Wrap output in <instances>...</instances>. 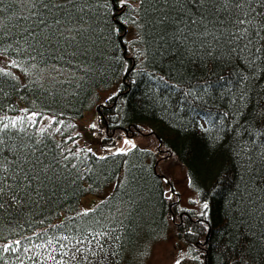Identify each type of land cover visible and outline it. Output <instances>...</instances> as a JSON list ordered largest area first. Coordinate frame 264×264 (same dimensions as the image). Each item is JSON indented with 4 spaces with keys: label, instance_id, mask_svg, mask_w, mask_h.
<instances>
[{
    "label": "trees",
    "instance_id": "trees-1",
    "mask_svg": "<svg viewBox=\"0 0 264 264\" xmlns=\"http://www.w3.org/2000/svg\"><path fill=\"white\" fill-rule=\"evenodd\" d=\"M51 2L65 7L0 0V55L9 59L0 66V136L48 166L31 189H17L18 202L4 197L0 264H145L167 236L176 203L156 167L162 151L79 146L77 122L95 108L110 132H155L185 167L207 204L177 225L191 260L264 264V81L233 104L216 84L225 68L210 73L203 50L173 40L171 0ZM205 82L214 84L207 94ZM108 189L80 208L83 196Z\"/></svg>",
    "mask_w": 264,
    "mask_h": 264
},
{
    "label": "snow or ice",
    "instance_id": "snow-or-ice-1",
    "mask_svg": "<svg viewBox=\"0 0 264 264\" xmlns=\"http://www.w3.org/2000/svg\"><path fill=\"white\" fill-rule=\"evenodd\" d=\"M36 2L37 0H33V4ZM39 2L45 10L65 7L55 5L51 0ZM164 2L167 4L169 0ZM171 5L176 14L171 20L174 26L173 40L186 46H198L203 50L209 61L215 62L213 68L209 69L210 73L214 74L216 67L225 68L229 76H219L216 84L221 88L227 86V92L232 93L233 104L236 100L246 102L250 95L249 88L254 91L264 81V0H171ZM38 18L41 24H45L42 16ZM55 22L60 23L59 20ZM234 85L239 95L234 92ZM212 87L214 84L208 82L201 85L205 94ZM195 93V89H190L185 95ZM196 98L203 97L197 95ZM8 127V124L4 125V129ZM12 127H15V122H12ZM6 147L10 156L3 155ZM261 155L264 156V153ZM37 168L39 172L36 171ZM47 168L40 157L33 158L32 153L22 155L15 145H6L3 136H0V208L4 207V197L18 202L17 189H31L33 181L39 183L41 173L46 174ZM204 207L207 208V204ZM61 239L68 240L69 237L63 236ZM81 242L83 241H78ZM19 243L20 241H16V244ZM47 243L51 245L52 240ZM61 247L64 245L61 244ZM10 249L16 250L10 245L3 250ZM176 264H180V261L177 260Z\"/></svg>",
    "mask_w": 264,
    "mask_h": 264
},
{
    "label": "rangeland",
    "instance_id": "rangeland-1",
    "mask_svg": "<svg viewBox=\"0 0 264 264\" xmlns=\"http://www.w3.org/2000/svg\"><path fill=\"white\" fill-rule=\"evenodd\" d=\"M8 62L9 59L7 57L0 55V66H6ZM105 95L107 93H104L102 97ZM77 125L78 129L76 134L78 135L79 146L90 148L100 155L106 152L127 150L132 148L133 145L148 148L153 151H156V149L162 151L161 155H157L156 167L158 168L159 175L169 184L167 190L173 195V202L176 204L172 209L174 214L171 216V224L167 236L151 245L152 247L150 248L145 264H176L177 260L180 261V264H202L201 260L197 263L191 260L195 256L190 254L191 251H188V246L185 244L187 242L179 237L177 233L180 228L177 225L184 221L182 217L183 213H191L193 209V213L196 211L193 215L198 214L199 203L196 194L189 186L185 167L180 164L172 153H168L162 147L155 132L146 129L141 132H132L127 129L110 132L104 125L102 116L97 108L85 112L83 117L77 122ZM107 137H113L112 144L102 142V139ZM108 191L109 189L96 195L86 194L81 198L80 208L85 211L92 209ZM198 211H201V209ZM196 257L199 258V255L197 254Z\"/></svg>",
    "mask_w": 264,
    "mask_h": 264
},
{
    "label": "bare ground",
    "instance_id": "bare-ground-1",
    "mask_svg": "<svg viewBox=\"0 0 264 264\" xmlns=\"http://www.w3.org/2000/svg\"><path fill=\"white\" fill-rule=\"evenodd\" d=\"M236 117V115H234V118ZM236 119V118H235ZM230 133H231V131H230ZM233 134L235 135V136H237L238 135V133L236 132V130H234L233 131ZM261 159H264V157H261L260 158V161H261ZM250 160H253V161H259V160H254V159H252V158H250ZM177 194V193H176ZM196 194V193H195ZM178 195V194H177ZM196 197H197V194H196ZM197 200H198V203H199V206H198V208H201V207H203L204 208V206H203V204H201V202H200V199L197 197ZM199 210V209H198ZM198 210H197V213H199L198 212ZM198 215V214H197ZM197 220H200L201 221V219H199V217H195ZM209 226H207V230L209 231ZM207 231V232H208Z\"/></svg>",
    "mask_w": 264,
    "mask_h": 264
}]
</instances>
